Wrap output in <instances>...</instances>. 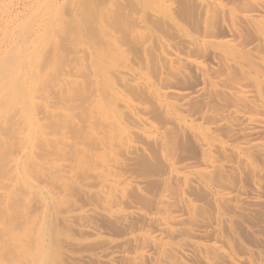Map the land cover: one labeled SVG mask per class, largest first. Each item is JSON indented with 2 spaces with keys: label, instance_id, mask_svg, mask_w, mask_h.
Segmentation results:
<instances>
[{
  "label": "rangeland",
  "instance_id": "1",
  "mask_svg": "<svg viewBox=\"0 0 264 264\" xmlns=\"http://www.w3.org/2000/svg\"><path fill=\"white\" fill-rule=\"evenodd\" d=\"M0 264H264V0H0Z\"/></svg>",
  "mask_w": 264,
  "mask_h": 264
}]
</instances>
